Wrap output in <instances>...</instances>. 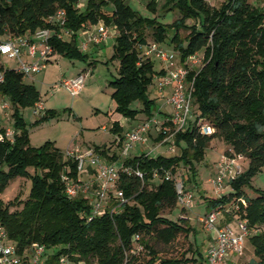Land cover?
Here are the masks:
<instances>
[{
	"label": "trees",
	"instance_id": "1",
	"mask_svg": "<svg viewBox=\"0 0 264 264\" xmlns=\"http://www.w3.org/2000/svg\"><path fill=\"white\" fill-rule=\"evenodd\" d=\"M157 3L152 0L148 10L156 13ZM162 8L177 10L180 17L165 24L156 17L143 16L127 0H0V43L11 36L33 35L47 29L52 33V56L87 61L90 56L79 47V34L100 23L113 27L117 34L112 60L119 62V77L111 82L112 98L116 112L130 122L140 115L144 116L141 122L150 120L160 112L149 89L166 69L157 57L144 55L143 48L150 44L147 30L153 31L161 47L174 31L173 51L183 62L197 54L205 58L203 67L190 74L195 79L192 112L187 128L174 137L175 155L142 153L123 157L114 151L119 147L116 141L94 148L108 162H122L116 190L126 200H117L112 192L103 211L94 216L88 197L71 198L66 194L64 175L74 182L86 179L78 170V161L54 142L31 145L22 110L41 102L40 91L25 82L27 75L2 65L0 96L12 103L15 135L13 139L0 140V221L9 242L23 256L39 243L47 247L45 255L51 257L48 264L60 256L68 257L72 264H209L201 249L189 240L196 229L187 219L171 220L164 211L177 206L187 208L179 203L177 183L187 190L189 184L197 182L198 164L204 161L212 141L221 139L229 145L224 156L248 159L249 166L246 170L241 166L243 171L226 181L229 190L221 196L205 197L206 214L223 208L233 212L224 214L223 224L238 219L248 221L257 229L248 238L256 257L249 264H264V190L254 189V196L246 191L264 169V7L250 0H223L218 8L210 0H165ZM60 11L63 18L58 17ZM189 20L195 24H188ZM181 30L187 35L183 37ZM157 60L162 64L159 70L155 69ZM138 102L142 105L134 109L133 104ZM58 115L56 110H45L33 125ZM200 122L208 123L214 132L203 133ZM153 130L156 129L149 137L157 143L168 135L155 136ZM111 131L123 132L119 121L113 123ZM5 133L6 129L1 128L0 134ZM181 165L188 168L185 180L178 176ZM30 169L35 173L31 174ZM167 173L172 176L169 180ZM18 177L31 178L29 197L23 201L18 196L5 203L1 194ZM13 207L19 208L12 210ZM114 208L119 209L116 212ZM151 240L171 248L159 252ZM139 242L149 251L148 256L138 257L135 245ZM239 261L240 258L229 264Z\"/></svg>",
	"mask_w": 264,
	"mask_h": 264
},
{
	"label": "rangeland",
	"instance_id": "2",
	"mask_svg": "<svg viewBox=\"0 0 264 264\" xmlns=\"http://www.w3.org/2000/svg\"><path fill=\"white\" fill-rule=\"evenodd\" d=\"M152 0H127L134 10L140 12L148 18L156 17L160 22L172 24L180 17L177 10L166 11L162 8L165 0H158L157 12L153 13L148 10L147 6ZM215 7H220L223 0H210ZM251 3L264 7V0H250ZM84 4L80 5L83 8ZM109 10H112L110 8ZM188 24H195V21L189 20ZM110 28L109 39L100 43H95L90 40V34L95 33L94 26L85 28L78 36L79 47L83 52L88 53L90 58L87 61L72 60L65 56L54 55L46 64L45 68L33 76L25 78V82L33 84L41 93V102L46 110H56L58 117L34 126L33 123L41 117V114L36 115L35 107H29L22 110V114L28 123L30 131L31 145L40 147L46 142L51 141L67 153L68 150H75L87 155L91 149L96 146H110L115 142L116 134L111 131L115 121H121L123 125L122 135L130 131L131 125L139 124L144 119L143 115L138 117V120L130 122L120 113L116 112V102L112 98L114 88L111 82L119 77V62L112 60L114 53V32L113 27ZM187 31L181 30V35H187ZM174 31H170L167 40L162 44L163 48L173 50L175 45L171 42ZM67 38L70 35H66ZM147 42H156L152 30L146 31ZM86 45L87 48L83 49ZM0 62L6 68L18 69L19 60L8 57H1ZM162 68L159 60L155 62V69ZM85 76V84L82 92L78 96H72L70 92L63 86V82L67 79L71 80L79 75ZM164 92L159 89L158 83L152 85L149 89L151 98H156L158 105L162 104V95ZM7 104L8 109L3 106ZM142 104L140 102L133 104L134 109H139ZM12 103L9 98L0 96V129H14V120L12 118ZM156 142H150L148 145L138 143L133 147L128 156H139L145 153L148 148L156 146ZM116 146V145H115ZM163 149L156 148L155 155L160 154L170 156L175 155V152L168 151V145ZM119 155L122 152L119 147H114ZM229 150L227 145L221 139H214L206 152L205 159L198 164L197 182L189 184L187 190L194 194V204L188 208L176 207L174 210H165L164 215L171 220L178 221L187 219L191 226L196 229V233L192 232L189 240L193 242L195 248H200L205 257L210 246V234L203 228L201 218L205 215L207 205L205 204V196L218 197L211 180L217 176L218 165L223 156ZM240 165L246 170L249 166L248 159H240ZM34 174V169L29 170ZM87 175V174H83ZM180 175L185 180L189 176L188 168L182 166L179 168ZM32 187V180L29 177H18L9 182L5 190L1 194V198L5 203L14 200L16 197H21L24 201L29 197ZM186 187V186H185ZM254 189L264 190V169L253 180L252 185L246 188L249 195L254 196ZM229 189L225 185L223 193ZM19 207H13L16 210ZM232 226L237 230V224L232 221ZM159 252H168L171 246H167L163 242L156 240L150 241ZM135 251L138 252V257L149 255V251L142 244L136 243ZM239 264H249L256 258L254 247L247 238L244 243V249L239 254ZM189 256H191L189 254Z\"/></svg>",
	"mask_w": 264,
	"mask_h": 264
},
{
	"label": "built area",
	"instance_id": "3",
	"mask_svg": "<svg viewBox=\"0 0 264 264\" xmlns=\"http://www.w3.org/2000/svg\"><path fill=\"white\" fill-rule=\"evenodd\" d=\"M59 18L64 17L62 11L58 14ZM95 33L90 34V40L100 43L110 36V28L104 23L94 26ZM52 33L45 29L33 35L11 36L5 42L0 43V58L5 56L19 60V72L33 76L42 71L46 64L53 57V48L49 43ZM87 46L84 45L83 49ZM144 55L147 57H157L165 65L166 73L161 76L157 83L160 90L171 87V95L168 99L170 106V115L168 120H158V116L150 120L139 123L132 130L122 134H116V146L121 149V155L128 156L129 151L138 143L147 144L149 133L153 128L158 133L168 134L162 141L160 146L168 145L169 152L176 153L174 137L177 132L187 128L189 118L192 112L193 93L195 79L190 78V74L200 70L205 62L204 56L193 55L186 62L181 61L178 52L168 50L161 47L158 43L153 42L143 48ZM4 81V71L0 62V83ZM85 84V76L79 75L74 79H67L63 82V86L70 92L72 96H78ZM8 109V105L3 106ZM45 108L42 103L35 106L36 115L43 114ZM201 130L205 134H212L214 129L206 122H200ZM15 130L7 129L5 134H0V140L4 138L13 139ZM152 155V152H145ZM67 156L78 161V170L86 178L84 181L74 182L70 176L64 175L66 194L71 198L79 196L88 197L93 207V216L100 214L104 209V204L110 193L113 192L114 197L121 202H125L122 192L116 190V183L119 177V167L115 163L108 162L100 155L96 154L94 149L87 155H83L79 151L68 150ZM241 157L229 158L223 156L218 165V173L211 180L216 192L221 196L226 181L235 178L243 169L239 163ZM92 170V171H91ZM137 174L142 177L140 172ZM158 176V173L155 174ZM170 173L166 174V179H171ZM179 194V203L184 207H190L194 204V194L184 188L181 182L177 183ZM245 203V201H243ZM119 208H114L118 211ZM227 211L223 208H217L201 218L203 228L210 234L211 244L207 252L209 264H229L234 263V259L239 258L240 253L244 249V243L247 238L257 232L256 228L249 225L246 220H237V230L232 226V222L222 224V219ZM93 218V217H92ZM90 218V219H92ZM139 240V236L136 238ZM47 247L39 243H34L31 252L23 256L18 252L16 245L8 240V233L0 221V264H48L51 257L45 254ZM50 264H72L66 256H60Z\"/></svg>",
	"mask_w": 264,
	"mask_h": 264
},
{
	"label": "crops",
	"instance_id": "4",
	"mask_svg": "<svg viewBox=\"0 0 264 264\" xmlns=\"http://www.w3.org/2000/svg\"><path fill=\"white\" fill-rule=\"evenodd\" d=\"M116 31L114 30V32L113 33H115ZM110 34H111V32H110ZM113 37V40L115 41V35L114 36H112ZM107 39H109V37L107 38ZM81 75H83V74H81ZM162 91H164V92H161V93H163V95L161 96L162 98V104L161 105H159V107H160V112H158V120H160V119H162V120H168V118H169V115H170V106L168 105V99H169V97H170V95H171V91H172V88L171 87H167V88H165V89H163ZM120 122V124H121V121H119ZM138 124H133V125H131V128H130V130H132L134 127H136ZM121 126L123 127V125L121 124ZM128 132V131H127ZM155 136H157L158 135V132L156 131V130H153V132H152ZM160 134V133H159ZM150 142H156V141H154L151 137H149L148 136V139H147V145H148V143H150ZM143 146L145 145V144H142ZM164 147H167V146H160L159 147V143H156V146L155 147H152L151 149L150 148H148L147 150H146V152H152L153 150L155 151V149L156 148H159V149H163ZM130 152V151H129ZM156 152V151H155ZM155 152H153L152 153V155H155ZM163 152V151H162ZM161 152V153H162ZM128 155H129V153H128ZM124 157V156H123ZM123 157H122V159H123ZM129 157H131V156H129ZM133 157V156H132ZM115 164H116V166L117 167H120L121 165H122V162L121 161H117V162H115ZM205 197H208V196H205ZM205 204H206V202H205ZM207 205V204H206ZM207 211H208V209H206V212L204 213V214H206L207 213ZM222 224H223V221H222ZM210 244H211V239H210ZM233 259H234V263L239 259V258H234V256L232 257Z\"/></svg>",
	"mask_w": 264,
	"mask_h": 264
}]
</instances>
